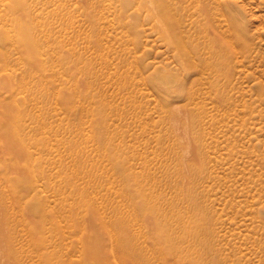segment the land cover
Returning <instances> with one entry per match:
<instances>
[{"label": "rangeland", "instance_id": "obj_1", "mask_svg": "<svg viewBox=\"0 0 264 264\" xmlns=\"http://www.w3.org/2000/svg\"><path fill=\"white\" fill-rule=\"evenodd\" d=\"M0 264H264V0H0Z\"/></svg>", "mask_w": 264, "mask_h": 264}]
</instances>
